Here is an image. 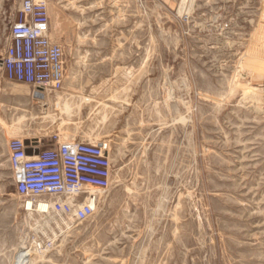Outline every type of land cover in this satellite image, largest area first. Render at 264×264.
Masks as SVG:
<instances>
[{"label": "rangeland", "instance_id": "obj_1", "mask_svg": "<svg viewBox=\"0 0 264 264\" xmlns=\"http://www.w3.org/2000/svg\"><path fill=\"white\" fill-rule=\"evenodd\" d=\"M47 1L63 90L0 63V264H264V0ZM20 5L0 0V57ZM55 134L110 151L86 221L16 191L10 140Z\"/></svg>", "mask_w": 264, "mask_h": 264}, {"label": "built area", "instance_id": "obj_2", "mask_svg": "<svg viewBox=\"0 0 264 264\" xmlns=\"http://www.w3.org/2000/svg\"><path fill=\"white\" fill-rule=\"evenodd\" d=\"M6 78L33 87L32 98L60 92L65 83V52L50 37L47 0H21L10 27V41L0 57ZM43 146L39 140L13 138L9 161L18 195L27 201L51 203L60 220L90 219L96 200L91 189L104 190L113 180L110 151L104 145L83 140L60 141ZM28 210V209H27ZM50 212H40L47 216Z\"/></svg>", "mask_w": 264, "mask_h": 264}, {"label": "bare ground", "instance_id": "obj_3", "mask_svg": "<svg viewBox=\"0 0 264 264\" xmlns=\"http://www.w3.org/2000/svg\"><path fill=\"white\" fill-rule=\"evenodd\" d=\"M183 1H185V0H183ZM192 4V3H191ZM89 192H91V191H89ZM93 192V191H92ZM92 195V194H91ZM33 202L34 201H32V200H28L27 201V206L28 207H30V208H32L33 206H35V205H33ZM35 204V203H34ZM34 208V207H33ZM29 209V208H28ZM35 209H37L38 211H41V212H48V211H50V209H51V203L50 202H45V201H38L37 202V204H36V208ZM34 209V210H35ZM20 253H22V254H19V256H21V257H25L26 256V253H23V252H20ZM23 255V256H22ZM22 260V259H21ZM21 263V262H20Z\"/></svg>", "mask_w": 264, "mask_h": 264}]
</instances>
